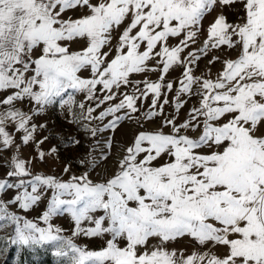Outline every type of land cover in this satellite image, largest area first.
Masks as SVG:
<instances>
[{
    "label": "snow or ice",
    "instance_id": "1",
    "mask_svg": "<svg viewBox=\"0 0 264 264\" xmlns=\"http://www.w3.org/2000/svg\"><path fill=\"white\" fill-rule=\"evenodd\" d=\"M236 2L219 0L221 7ZM241 2L242 23H229L221 12L210 25L208 40L201 50L204 52L209 43L212 48L239 46L237 58L224 60L223 71L215 80L202 79L194 76L191 68L199 56L189 53L176 111L184 106L180 95H191L196 84L200 106L193 107L189 119L182 124L177 125L175 118H165L162 124L171 125V133L139 132L106 179L94 182L87 173L68 181L51 175L32 176L25 160L13 159L7 176L32 179H19L18 183L0 179V194L22 188L11 203L19 202L21 209L28 210L41 200V188L52 189L53 193L47 211L40 217L48 225L46 228L32 220H24L21 226L22 218L0 205V222H5L0 223V228L16 225L12 244H55L56 256L63 257L66 264H264V0ZM217 3L218 0H0V91L16 90L0 99V104L11 106L29 97L38 105L52 104L57 98L62 106L74 105L71 93L82 92L86 99L93 100L97 86L108 93L103 97L105 101H113L117 96L113 89L131 84V73L144 72L147 62L159 57L157 64L162 67L153 69L161 72L157 82L144 81L143 89L137 82L136 91L122 94L118 103L98 116L93 115L95 107L85 111L84 103L78 105L77 122L90 123L112 116L105 127L115 129L122 119L132 118L130 113L139 112L138 100L151 93V107L156 109L162 89L172 90L173 84L165 82V75L173 65H184L181 53L190 41L195 42L203 18ZM76 7H86L88 13L75 19L64 18L67 10ZM126 20L117 54L105 65L109 53L103 49L111 44L113 31ZM181 34L185 38L180 44L170 47L169 38ZM80 42L85 46L72 50V45ZM141 44L146 45L144 51H140ZM158 45L159 51H155ZM34 52L38 53L35 57ZM84 70L91 71L90 78L80 75ZM167 103L165 99L163 104ZM122 110H127L123 117L117 115ZM156 115H163V105L149 111L145 119ZM225 117L229 118L224 120ZM9 120L25 133L23 143L33 139L36 128L27 127L31 117L9 109L0 113V143L4 147L14 143L4 127ZM201 126L198 137L181 134L182 129ZM84 127L92 136L104 130ZM203 147L214 150L199 152ZM39 155L43 159L44 153ZM164 157L167 159L163 163H154ZM63 211L75 221L76 235L107 234L110 238L99 250H87L71 239L65 240L60 235L62 229L49 223ZM83 221L92 222L94 227L82 228ZM185 236L200 246H220L226 251L221 255L209 250L178 256L175 250L163 247ZM152 238H158L160 246L149 251L147 245Z\"/></svg>",
    "mask_w": 264,
    "mask_h": 264
},
{
    "label": "rangeland",
    "instance_id": "2",
    "mask_svg": "<svg viewBox=\"0 0 264 264\" xmlns=\"http://www.w3.org/2000/svg\"><path fill=\"white\" fill-rule=\"evenodd\" d=\"M221 12L226 16L229 23H242L241 17L244 16V7L241 0H237L231 6L221 7L219 0L216 6L209 11L201 22V26L197 32L195 42H189V46L181 53V57L184 58V65H173L169 72L165 75V82H171L173 88L171 91L162 89V95L156 105V109H152V100L154 95L149 93L147 98H142L137 101V107L139 112L130 113L131 119L124 118L119 122L118 127L115 129L106 128L105 126L114 118L112 116L106 117L104 120H92L90 123L86 120H80L77 122V118L80 114L78 105L84 103L85 111L89 106L95 107L96 111L94 116H98L100 112L105 111L108 107L118 103L123 98L122 94L136 91L135 85L139 83L141 89L144 88V81L157 82L161 76V72L157 69L162 67L158 65L157 61L159 57H155L147 62V70L140 73H131L129 80L132 82L129 85H122L117 92L116 99L113 101H105L103 99L108 93L102 90V86H97L95 90V98L93 100L86 99V96L82 92L71 93L74 95L76 103L61 105L60 98L50 104L49 111L46 110L41 115L39 121L41 127L38 128V135L33 136V139L25 144L21 140L20 142H14L11 146L1 149L3 146L0 143V179H7L11 183H18L19 179L30 180L34 175H51L57 177L62 181H68L72 176H82L85 173L88 174L89 179L94 182H100L110 176L117 168L119 159L125 154V149L131 146L135 136L141 131L156 132L162 130L168 134L172 132L171 125L163 126L162 122L165 118H175L176 124H182L189 119L190 111L193 107L200 106L201 97L198 93L199 85H193L192 94H181L180 99L184 101V106L177 112L176 111V97L181 87L180 81L184 80L185 66L188 63V54L195 52L199 59L192 65V74L202 79L215 80L220 72L223 71L224 60L236 59L239 55V46L236 48H229L227 45H222L219 48H212L210 43L209 47L204 49L205 41L208 40V29L210 25L215 21L217 16ZM128 24L126 20L119 28L115 29L112 33V40L109 46H106L103 51L108 52L109 55L105 61V65L114 58L117 54L118 38L124 31ZM135 34V30L133 32ZM185 37L181 34L178 37H170L168 45L170 47H176L180 44L181 40ZM235 39V37L233 38ZM76 46V45H75ZM83 45L76 46L79 50ZM146 45L141 44L140 51L145 50ZM155 51H159V45ZM219 57L218 60L214 59ZM83 78H90L91 71L84 70L80 73ZM71 92V90H70ZM65 94L64 99H67ZM167 99L169 103L163 104V101ZM99 104V107L96 105ZM163 105V115H156L152 119H145L146 114L149 111L160 109ZM127 110H122L117 115L125 116ZM229 117H225L227 120ZM203 118L201 117V120ZM223 122V121H221ZM84 125H88L93 128H101L103 131L97 132L95 136H92L85 130ZM201 128L195 130L189 128L187 130L182 129L181 134L189 135L190 137H198L201 134ZM23 138V137H22ZM42 141V143H41ZM79 141V143H75ZM110 143V147L108 146ZM54 150V151H53ZM214 149L203 147L198 149L199 152L208 153ZM43 152V159L40 158V153ZM107 156V159L103 157ZM20 158L25 160L26 166L30 167L32 176L13 178L8 177L7 173L11 170V162L14 158ZM167 157L155 161V164H161ZM68 169L67 171L65 169ZM31 191V188L28 189ZM23 189L12 188L6 190L3 194H0V205H6L7 211L12 214L20 216L21 226L24 220H32L37 223L39 227H47L48 225L40 219L43 213L47 211V207L51 202L52 189L41 188L42 198L37 204L33 205L30 209L24 210L19 207V202L11 203L15 199V195L21 193ZM67 198V197H65ZM97 216L100 213L96 214ZM5 223V222H0ZM53 227H59L62 229L60 235L65 240L71 239L79 247H86L87 250H99L104 246L105 240L110 238L107 234L103 237H88L83 233L75 234V221L72 219L71 214L63 211L52 217L49 221ZM14 224H9L6 228H0V264H20V255L22 252H26L27 257L30 258H44L48 254L54 257L55 264H66L63 257L56 256V245H36V246H22L11 243V238L15 235ZM82 228L94 227V224L90 221H83L81 223ZM123 246V242L121 243ZM160 246L158 238H152L149 240L147 249L150 251L152 248ZM167 250L177 252V255L183 254L187 256L193 252H211L221 255L226 249L220 246L213 247L211 245H198L191 237L185 236L177 238L173 241H169L163 245ZM144 251V249H140Z\"/></svg>",
    "mask_w": 264,
    "mask_h": 264
},
{
    "label": "crops",
    "instance_id": "3",
    "mask_svg": "<svg viewBox=\"0 0 264 264\" xmlns=\"http://www.w3.org/2000/svg\"><path fill=\"white\" fill-rule=\"evenodd\" d=\"M90 2L92 3H96L97 0H90ZM88 13V9L86 7H76L70 10H67L66 13L64 14V18H77L80 17L82 15H85ZM78 45V43H74L72 45V50H77L76 46ZM79 45H83V47L85 46V44L83 42H80ZM36 55H38L37 52L33 53V57H35ZM16 90L14 89H8L5 91H0V99L2 98H6L7 95H11L15 92ZM49 111L50 109V104L48 105H38L36 104V102L34 100H32L29 97H25L24 100L22 101H14L13 105L8 106V105H3L0 104V113H4L6 111H8L9 109L11 110H19L21 112H24L25 114H27L28 116L31 117V120L29 121V124L27 125V127L31 128L33 125L36 128V131L33 133V136L38 135V128L41 127V122L39 121V119L41 118V115H43L42 112H44L45 110ZM4 127L6 129V131H8L11 135V137L13 138L14 142H20L21 140L23 141V136H24V132L22 130L18 129V124L14 121H6L4 124ZM0 140H2V137H0ZM2 150L5 149L4 146L1 147Z\"/></svg>",
    "mask_w": 264,
    "mask_h": 264
},
{
    "label": "trees",
    "instance_id": "4",
    "mask_svg": "<svg viewBox=\"0 0 264 264\" xmlns=\"http://www.w3.org/2000/svg\"><path fill=\"white\" fill-rule=\"evenodd\" d=\"M20 264H55L54 257L51 254H48L46 257L40 258H30L27 257L26 252H22L20 255Z\"/></svg>",
    "mask_w": 264,
    "mask_h": 264
}]
</instances>
